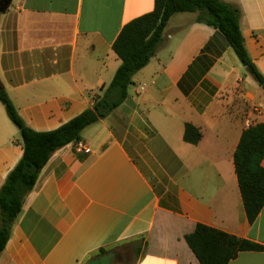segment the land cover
I'll use <instances>...</instances> for the list:
<instances>
[{
    "label": "crops",
    "instance_id": "obj_1",
    "mask_svg": "<svg viewBox=\"0 0 264 264\" xmlns=\"http://www.w3.org/2000/svg\"><path fill=\"white\" fill-rule=\"evenodd\" d=\"M222 1L239 9L264 77V0ZM154 8L155 0H12L0 16V86L25 125L55 131L92 108L121 65L113 45L123 28ZM196 17L171 18L127 100L83 131L87 151L77 143L53 154L0 264H89L118 247L117 264H201L186 242L198 225L264 246V207L251 224L234 164L244 131L264 124V88ZM187 125L201 133L197 145L184 140ZM23 153L0 101V190ZM229 264H264V252Z\"/></svg>",
    "mask_w": 264,
    "mask_h": 264
},
{
    "label": "trees",
    "instance_id": "obj_2",
    "mask_svg": "<svg viewBox=\"0 0 264 264\" xmlns=\"http://www.w3.org/2000/svg\"><path fill=\"white\" fill-rule=\"evenodd\" d=\"M181 13L197 14L196 22L220 31L228 40L244 67L264 86L245 47L240 27V11L222 0H155L154 11L127 24L113 45L121 60L112 82L102 88L93 107L55 131L38 133L20 118L7 92L0 86V101L11 122L19 129L23 157L0 190V256L9 242L13 227L22 212L25 199L33 190L43 168L58 150L82 140L88 127L106 119L129 97L133 77L156 56L164 42V32L171 18ZM1 16V14H0ZM201 133L187 125L184 140L197 145ZM264 124L244 131L234 156L235 170L247 219L252 224L264 207ZM186 242L201 264H229L242 252H264V246L224 232L198 225ZM111 251L101 249L97 256Z\"/></svg>",
    "mask_w": 264,
    "mask_h": 264
},
{
    "label": "water",
    "instance_id": "obj_3",
    "mask_svg": "<svg viewBox=\"0 0 264 264\" xmlns=\"http://www.w3.org/2000/svg\"><path fill=\"white\" fill-rule=\"evenodd\" d=\"M12 0H1L0 2V14L4 13L11 4ZM247 72L253 74V70L250 67L246 68ZM264 88V86H263ZM118 256L115 253H110L105 256H101L89 262V264H117Z\"/></svg>",
    "mask_w": 264,
    "mask_h": 264
},
{
    "label": "rangeland",
    "instance_id": "obj_4",
    "mask_svg": "<svg viewBox=\"0 0 264 264\" xmlns=\"http://www.w3.org/2000/svg\"><path fill=\"white\" fill-rule=\"evenodd\" d=\"M129 249H130V247H128L127 248V250L128 251H126V252H130L129 251ZM124 250H123V248H121V247H118V248H115L114 250H111V253H115L117 256L120 254V253H122ZM110 254V253H109ZM129 254V253H128ZM128 256H130V255H128ZM131 260V259H130Z\"/></svg>",
    "mask_w": 264,
    "mask_h": 264
},
{
    "label": "built area",
    "instance_id": "obj_5",
    "mask_svg": "<svg viewBox=\"0 0 264 264\" xmlns=\"http://www.w3.org/2000/svg\"><path fill=\"white\" fill-rule=\"evenodd\" d=\"M78 148L81 149V150L87 151V148H86V146L83 143H78Z\"/></svg>",
    "mask_w": 264,
    "mask_h": 264
}]
</instances>
